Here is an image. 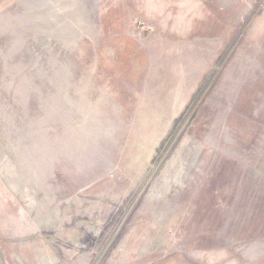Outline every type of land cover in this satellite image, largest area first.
Instances as JSON below:
<instances>
[{"label": "rangeland", "instance_id": "1", "mask_svg": "<svg viewBox=\"0 0 264 264\" xmlns=\"http://www.w3.org/2000/svg\"><path fill=\"white\" fill-rule=\"evenodd\" d=\"M237 170L264 191V0H0V211L31 264H226L200 246Z\"/></svg>", "mask_w": 264, "mask_h": 264}, {"label": "crops", "instance_id": "2", "mask_svg": "<svg viewBox=\"0 0 264 264\" xmlns=\"http://www.w3.org/2000/svg\"><path fill=\"white\" fill-rule=\"evenodd\" d=\"M250 182L237 170L231 183L224 188V202L230 204V208L223 217L220 212L218 219L211 223L209 244L200 246L218 249L223 248L221 245L225 241L229 259L226 264H264V191L256 187V193L246 197ZM217 188L211 189L215 195ZM246 240L250 243L244 247Z\"/></svg>", "mask_w": 264, "mask_h": 264}, {"label": "water", "instance_id": "3", "mask_svg": "<svg viewBox=\"0 0 264 264\" xmlns=\"http://www.w3.org/2000/svg\"><path fill=\"white\" fill-rule=\"evenodd\" d=\"M0 264H31L1 211Z\"/></svg>", "mask_w": 264, "mask_h": 264}]
</instances>
